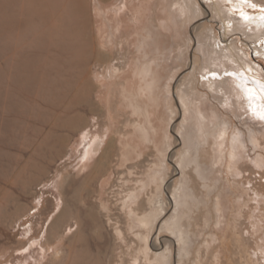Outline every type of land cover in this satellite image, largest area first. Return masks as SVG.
Returning <instances> with one entry per match:
<instances>
[{"label": "rangeland", "instance_id": "rangeland-1", "mask_svg": "<svg viewBox=\"0 0 264 264\" xmlns=\"http://www.w3.org/2000/svg\"><path fill=\"white\" fill-rule=\"evenodd\" d=\"M6 1L0 264H264V121L249 110L264 93L246 91L264 83L259 12L240 0H55L52 32L25 27L40 51L19 95L3 20L23 0ZM165 235L176 244L153 251Z\"/></svg>", "mask_w": 264, "mask_h": 264}, {"label": "bare ground", "instance_id": "bare-ground-1", "mask_svg": "<svg viewBox=\"0 0 264 264\" xmlns=\"http://www.w3.org/2000/svg\"><path fill=\"white\" fill-rule=\"evenodd\" d=\"M39 1L40 2H38V4L40 6L38 9H36L34 5L35 2L31 1V3H29L26 0H23L22 3L20 4V9H19L20 12L18 14L15 10H13V7L11 6V3L9 2L5 8L6 19L4 18L3 22L5 23L4 27L6 30L5 32L7 36V45L5 48L4 63H5L6 68H8L7 69V72H8L7 87L9 89H15V91L19 95L22 94L23 86L25 83L24 79H25L26 70H27L26 59L29 56L36 54L40 51V47L39 46L36 47V44H35L38 38L36 35L32 36V41L30 45H27L26 41L23 39V35L25 33V27L27 26L29 21L32 23L35 22L39 25H45L47 30H50L51 32L57 26L58 18H57V13H56L57 11L55 10V3H54L55 0H39ZM263 33H264V30H263ZM54 44H55L54 40L52 42L50 41V44L47 48L48 53L53 52L54 54V51H53L55 47ZM249 83L250 82L247 81V84L252 86ZM255 99L253 101H255ZM261 103H262L261 105H264L263 101ZM98 145L99 143L97 141L92 142L91 147H92L93 152L97 150ZM90 154H92V152ZM172 197L173 196L171 195V198ZM81 223H82V220H81ZM167 236L168 235L162 236L158 240H156L155 243H153L152 245L153 251H161V250L164 251V250H167L168 244L173 245V246L176 244L177 241H175V238H176L175 236H172V235H169V237ZM178 238H181V237H178ZM79 245L76 244L72 249H77V246ZM136 261L137 259L135 260V264H136Z\"/></svg>", "mask_w": 264, "mask_h": 264}, {"label": "snow or ice", "instance_id": "snow-or-ice-1", "mask_svg": "<svg viewBox=\"0 0 264 264\" xmlns=\"http://www.w3.org/2000/svg\"><path fill=\"white\" fill-rule=\"evenodd\" d=\"M231 2V0H229ZM242 4L249 5L250 8L254 11L259 12V20L264 21V6L257 5L253 3L252 0H240ZM240 16L245 22L255 19V17L250 16L248 13L244 12L243 9H240ZM213 78L217 77L216 73L211 74ZM226 75L235 76V73H227ZM253 83L257 84V88H247V98L249 101H252L256 98L257 92L264 93V83H260L258 81H253ZM245 84H247V79L245 78ZM252 114L257 117L259 120L264 121V105H250L249 109Z\"/></svg>", "mask_w": 264, "mask_h": 264}]
</instances>
